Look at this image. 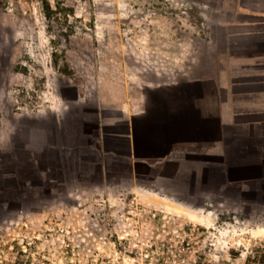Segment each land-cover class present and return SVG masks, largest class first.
I'll list each match as a JSON object with an SVG mask.
<instances>
[{
	"label": "rangeland",
	"instance_id": "1",
	"mask_svg": "<svg viewBox=\"0 0 264 264\" xmlns=\"http://www.w3.org/2000/svg\"><path fill=\"white\" fill-rule=\"evenodd\" d=\"M263 7L0 0V264H264L252 170L128 164L105 144L120 103L211 74L240 15Z\"/></svg>",
	"mask_w": 264,
	"mask_h": 264
},
{
	"label": "crops",
	"instance_id": "2",
	"mask_svg": "<svg viewBox=\"0 0 264 264\" xmlns=\"http://www.w3.org/2000/svg\"><path fill=\"white\" fill-rule=\"evenodd\" d=\"M261 9L240 15L230 35L226 34L229 44L225 37L226 44L216 53L217 65L211 74L201 73L178 87L153 85L145 100L120 103L119 116L109 122L114 127L105 141L107 150L125 163L149 165L202 162L214 167L204 158L215 155L220 160L215 168L223 174L226 164L232 165L231 172L247 174V178L252 170L254 189L264 191ZM247 178H236L237 190Z\"/></svg>",
	"mask_w": 264,
	"mask_h": 264
}]
</instances>
